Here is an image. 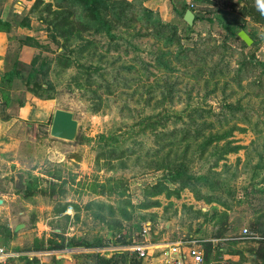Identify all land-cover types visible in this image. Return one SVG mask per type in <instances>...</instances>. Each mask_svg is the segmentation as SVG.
Segmentation results:
<instances>
[{"label":"rangeland","instance_id":"rangeland-1","mask_svg":"<svg viewBox=\"0 0 264 264\" xmlns=\"http://www.w3.org/2000/svg\"><path fill=\"white\" fill-rule=\"evenodd\" d=\"M108 1L112 9L103 14L110 26L107 34L94 31L92 23L89 30H80L79 25H87L88 21L74 2L40 0L35 4L36 0H25L24 7L13 13L10 6L14 28L8 42L9 70L17 71V77L5 84L4 89L15 96H21L24 90L26 102L37 98L50 102L52 108L72 112L79 137L73 141L49 137L50 116L43 121L24 120L1 137L0 196L6 204L0 207V228L9 219L18 223L23 217L30 235L24 246L33 243L41 246L47 264L54 263L52 249L79 240L105 242L114 237L115 243H119L125 236L138 238L146 224L151 235L161 234L162 223L168 218L180 222L187 230L205 222L204 234H218L220 229L214 228L213 223L219 221L239 229L242 235V229H246L260 237L264 233V193L252 192L251 183L257 185L264 174L260 164L264 161V133L258 135L252 127L264 131V81L263 86H254L253 78L241 69L244 50L240 39L226 27L243 23V31L254 34L255 43L251 40L248 50L258 59L264 58L263 27L219 3ZM182 6L192 10L191 25L175 14L174 9L181 10ZM143 8L151 13L147 15ZM200 9L211 12L216 20L195 19V15H208ZM55 12L79 23H75L77 31L68 43L60 36L61 28L52 25ZM159 20H168L176 28L178 45L169 50L145 35L149 32L146 27ZM84 43L88 47L78 52ZM61 46L73 59L70 67L61 68L57 64ZM181 46L185 57L176 61L175 52ZM22 48L26 50L21 51ZM159 52L163 58L156 65L167 64L172 67L170 73L166 69L157 70L152 56ZM217 60L221 68L210 81L218 80L221 88L205 94L202 80L196 84L197 80L190 75L194 71L191 61H196V67H203L204 79L209 76L207 68ZM144 64L155 75L141 78L143 83L170 76L171 82L159 81L158 87L165 94L172 85V100L145 105L146 93L139 90V69ZM34 69L38 73H33ZM29 73L40 83L39 87L29 85L27 89L23 84ZM229 102L238 107L240 112H235L236 115L245 113L251 123L245 132L232 133L234 143L242 148L215 161L210 154L212 148L201 158L190 150L187 172L196 180H189L178 198H165L163 194L152 198L159 201L157 208L136 207L146 201L142 190L155 182L161 170L152 168L160 165V157H164L149 155L157 144L153 134L140 129L139 119L163 110L185 114L192 106L230 118L232 114L226 108ZM173 125L178 124L169 123L167 129ZM236 125L244 126L241 122ZM214 128L219 125L214 124ZM26 188L32 191L30 195L24 193ZM257 202H263V207ZM62 207L65 209L60 211ZM157 216L159 229L152 222ZM248 241L253 242L242 246L257 247L264 252V244Z\"/></svg>","mask_w":264,"mask_h":264},{"label":"trees","instance_id":"trees-1","mask_svg":"<svg viewBox=\"0 0 264 264\" xmlns=\"http://www.w3.org/2000/svg\"><path fill=\"white\" fill-rule=\"evenodd\" d=\"M66 2H74L75 4L79 5L81 11L85 15L88 23L84 25L83 23L79 25L80 30L87 31L89 30V23H92L95 28L93 29L96 32L104 31L106 34L109 30V25L104 19L103 14L106 13L110 7V3L108 0H61ZM193 3H205L206 5L219 3L220 5L230 8L236 9L238 14L242 17H247L251 22L258 24L260 27H263L264 32V0H191ZM40 0H36L35 4H38ZM60 5L59 3L56 4L58 8ZM181 10L174 9L175 14L178 17H182L184 11L187 9L186 6H182ZM191 12L192 10L189 9ZM144 13L149 15L151 13L150 9L143 8ZM200 11L204 13H208L206 16L195 15V19H203L208 22H212L216 20L211 12H207V10ZM67 14H70V11H67ZM55 24L61 28L60 36L63 38L65 43H68L70 39L73 38L74 34L76 33V26L75 23H78L74 19L68 20L67 16H60L59 12H55ZM79 24V23H78ZM77 25V24H76ZM223 26V25H222ZM224 27V26H223ZM227 29L231 30L233 36L237 38V32L239 30H244L245 25L243 23H239L232 27H226ZM149 31L145 33V35L151 37L154 41L164 45V47L169 50L173 45H178V38H177V31L173 24H170L169 21H162L159 20L154 26L146 27ZM233 30V31H232ZM251 40L255 43L254 34L252 32H248L247 34ZM24 44V42H21ZM240 45L244 50L242 54V59L240 62V67L244 72H247L249 76H251L252 84L257 87L263 86L264 81V58L258 59L254 55L253 52L249 51L247 45H245L240 40ZM180 46V44H179ZM88 47L87 44H82L78 49V52ZM62 51L57 53V64L61 68L70 67L73 64V59L66 55L65 48L61 46ZM185 49L179 47V50L175 52L174 59L176 61L182 60V52ZM159 52L157 55L152 56V60L157 67V70L161 68L163 71L165 69L169 71L172 70V67H168L167 64L164 65H156V62L162 60L163 56ZM182 55V56H181ZM166 56V55H164ZM196 56V55H195ZM220 60L214 62L209 68H207V72L209 74L208 77L202 79V73L204 72L203 67L201 65L195 66L196 61L192 63L191 66L193 67V73L190 75L195 78L196 84L199 80H202V89H204L205 94H211L215 92L217 89L221 88L219 85L218 80L210 81V79L214 78L215 72H218L219 65L221 63ZM148 64H144L142 68L139 69V90L142 89L143 92L145 91L146 97L143 99L145 105H149L152 101L154 102H161L162 100H172L173 94L170 93L172 90V85L168 88L167 92L164 94L160 91V87H158L159 81L161 83L166 84L167 82H171L169 77L167 76L164 80L155 79L153 83H143L141 78L148 79L150 76L155 75L152 71L147 69ZM80 67V66H79ZM33 73H38L33 70ZM17 77V71H7L2 75V78L6 80V84L11 83ZM23 84L28 89L29 85L33 87H39L40 83H38L35 77L32 74H27ZM210 86V88H209ZM147 87L145 90L143 88ZM6 91L5 89H3ZM140 92V91H139ZM2 93V91H1ZM155 96L158 97L155 100ZM1 100H5L6 96L1 94ZM154 98V99H153ZM20 103V101H19ZM226 108H229L230 113L232 116L230 118L226 117H217V113H211L210 110H203V108L199 106H192L189 110L186 111L184 114L176 113V112H167L165 110L156 112L154 114L143 115L139 119V127L143 131H148L149 133L153 134V141L157 144V148L152 151L149 155L153 156H164L160 157V165L153 167V170H161L159 176H157L155 182L147 186L142 190L143 198L146 200L138 204L136 207L140 209H147L151 207L159 206V201L155 198L156 196L163 194L165 198H178L180 190L185 187H188L189 180L195 181V176L193 174H189L187 171V158L189 156L190 150H195L196 155L198 158L203 157L205 153L212 148L211 155L213 156L214 161L218 160L221 157H224L226 154L231 152H236L237 150L242 148V145L235 144V140H233L232 133L234 131L238 133H243L247 130L248 126L251 123L248 120V116L245 113H240V115H236L235 112H240L237 106H234L232 103H227ZM184 114V115H183ZM211 115H215L214 119H208ZM178 122V123H177ZM236 122H241L244 126L236 125ZM178 124L173 125L172 127L167 129L168 124ZM218 124L219 128H214V124ZM255 126V124H254ZM257 126V125H256ZM253 131L256 132L258 135L263 134L255 127H252ZM255 128V129H254ZM79 137V136H78ZM78 137H76L78 139ZM220 143V144H219ZM158 161H156L157 163ZM155 163V165H156ZM259 163H257L258 165ZM262 168H264V161H261ZM154 165V166H155ZM255 165V167H257ZM263 172V171H262ZM199 177H197L198 179ZM258 184L256 182L251 183V191L256 193H264V174L258 180ZM255 183V184H254ZM172 186V187H171ZM174 186V187H173ZM27 190V188H26ZM25 190L26 195H30L32 191ZM103 193V191H100ZM50 194V193H49ZM257 198V197H256ZM206 202H210L211 199H205ZM258 199V198H257ZM259 207L262 208L263 202H257ZM65 207L60 209L64 210ZM259 243V245L264 244V233L257 239H254ZM81 243V242H79ZM78 242L72 243L71 245H85V243L79 244ZM261 246L258 248L261 249ZM35 249H40L41 246L35 245Z\"/></svg>","mask_w":264,"mask_h":264},{"label":"crops","instance_id":"crops-1","mask_svg":"<svg viewBox=\"0 0 264 264\" xmlns=\"http://www.w3.org/2000/svg\"><path fill=\"white\" fill-rule=\"evenodd\" d=\"M24 5L25 0H0V96L1 94L6 96L5 100H1L0 97V139L6 133H10L13 126L19 125L24 120H46L54 109L50 106V102L45 100L32 98L29 102L24 101V90L21 96L3 90L7 82L2 75L11 67L8 42L14 26L10 19L13 17L12 13L18 12L17 10L22 9ZM10 6L14 8H11L12 13H9ZM25 50L21 49V51ZM0 200L2 208L6 203L1 196ZM158 216L152 221L156 229L161 225L158 223L160 220ZM21 220L12 223L9 219L1 223L3 228H0V264H43L42 261L47 264L48 260L43 255L45 250L35 249L34 243L30 247L24 246L29 243L30 235L23 217ZM17 224L23 226L15 230ZM213 224L214 228L220 229L218 234L215 232L204 234L202 229L206 226L205 222L196 223L191 230H187L180 222L168 218L163 221L164 230H159L161 232L159 236L151 235L149 224H146L147 231L141 232L138 238L125 236L119 243H115L114 237L105 242L93 240L90 243L79 240L78 243L84 242L85 245L81 243H79L81 245H68L64 248L52 249L50 252H54L53 264H165L166 259L176 258L179 254L181 264H264V252L257 250V247L242 246L253 242L248 241L252 239L246 238L245 235L240 234L239 229L235 230L229 224L224 225L219 221ZM18 230L20 231L17 232ZM155 233H158L157 230ZM185 241H195L198 245L201 253L200 262H194L187 254V248L183 244ZM177 244H179V254L166 253L169 247ZM134 246L143 247L145 255L137 258ZM69 250L80 252L68 253Z\"/></svg>","mask_w":264,"mask_h":264},{"label":"water","instance_id":"water-1","mask_svg":"<svg viewBox=\"0 0 264 264\" xmlns=\"http://www.w3.org/2000/svg\"><path fill=\"white\" fill-rule=\"evenodd\" d=\"M194 15L186 9L182 15V20L191 25ZM237 37L247 46L250 45L251 39L243 30L237 32ZM77 121L73 118L72 112L61 108H54L51 113L48 135L51 138H56L64 141H73L77 133ZM1 202V200H0ZM23 224H17L15 230L21 228Z\"/></svg>","mask_w":264,"mask_h":264},{"label":"built area","instance_id":"built-area-1","mask_svg":"<svg viewBox=\"0 0 264 264\" xmlns=\"http://www.w3.org/2000/svg\"><path fill=\"white\" fill-rule=\"evenodd\" d=\"M147 231V227H145L143 229V232ZM242 232L244 233L246 238L249 239H256L258 238L257 235L252 234L247 232L246 229H242ZM180 244V243H179ZM179 244L177 245H172L171 247L168 248L167 252H170L171 255L173 254H179ZM186 246V252L187 254L192 258V260L196 263L201 261V253L198 249V245L195 243V241H185L183 243ZM134 250L136 251V257L137 258H141L145 255V250L143 247L140 246H134ZM181 255L179 254L178 256H176V258H171V259H166L165 260V264H181V259H180Z\"/></svg>","mask_w":264,"mask_h":264},{"label":"flooded vegetation","instance_id":"flooded-vegetation-1","mask_svg":"<svg viewBox=\"0 0 264 264\" xmlns=\"http://www.w3.org/2000/svg\"><path fill=\"white\" fill-rule=\"evenodd\" d=\"M50 117H51V115H50Z\"/></svg>","mask_w":264,"mask_h":264}]
</instances>
